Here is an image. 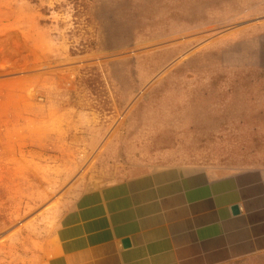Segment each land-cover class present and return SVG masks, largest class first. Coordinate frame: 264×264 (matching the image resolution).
Wrapping results in <instances>:
<instances>
[{
    "label": "rangeland",
    "instance_id": "rangeland-1",
    "mask_svg": "<svg viewBox=\"0 0 264 264\" xmlns=\"http://www.w3.org/2000/svg\"><path fill=\"white\" fill-rule=\"evenodd\" d=\"M169 165L264 169V0H0V264H42L83 192Z\"/></svg>",
    "mask_w": 264,
    "mask_h": 264
},
{
    "label": "crops",
    "instance_id": "crops-1",
    "mask_svg": "<svg viewBox=\"0 0 264 264\" xmlns=\"http://www.w3.org/2000/svg\"><path fill=\"white\" fill-rule=\"evenodd\" d=\"M70 212L42 264H207L264 250V169L164 166L89 189Z\"/></svg>",
    "mask_w": 264,
    "mask_h": 264
},
{
    "label": "water",
    "instance_id": "water-1",
    "mask_svg": "<svg viewBox=\"0 0 264 264\" xmlns=\"http://www.w3.org/2000/svg\"><path fill=\"white\" fill-rule=\"evenodd\" d=\"M232 209H233V212H234V213H239V207H238V205H234V206L232 207ZM123 242H124V244H125L126 246H128V245L130 244V241H129L128 238L124 239Z\"/></svg>",
    "mask_w": 264,
    "mask_h": 264
}]
</instances>
